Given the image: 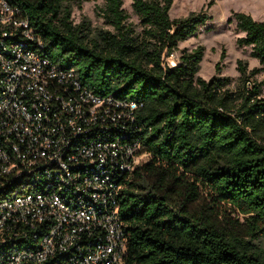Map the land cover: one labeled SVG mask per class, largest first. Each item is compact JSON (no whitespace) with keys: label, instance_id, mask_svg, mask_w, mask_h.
I'll return each mask as SVG.
<instances>
[{"label":"trees","instance_id":"obj_1","mask_svg":"<svg viewBox=\"0 0 264 264\" xmlns=\"http://www.w3.org/2000/svg\"><path fill=\"white\" fill-rule=\"evenodd\" d=\"M43 41L41 54L100 96L139 104L141 154L119 204L128 234L124 264H264V97L255 69L237 62L239 86L198 77L204 48L165 57L211 20H172L173 0H132L143 30L127 24L123 0L99 11L111 30L74 24L72 7L98 0H14ZM238 47L264 66V20L234 13Z\"/></svg>","mask_w":264,"mask_h":264},{"label":"built area","instance_id":"obj_2","mask_svg":"<svg viewBox=\"0 0 264 264\" xmlns=\"http://www.w3.org/2000/svg\"><path fill=\"white\" fill-rule=\"evenodd\" d=\"M42 48L19 4L0 0V264H124L140 105L95 94Z\"/></svg>","mask_w":264,"mask_h":264},{"label":"rangeland","instance_id":"obj_3","mask_svg":"<svg viewBox=\"0 0 264 264\" xmlns=\"http://www.w3.org/2000/svg\"><path fill=\"white\" fill-rule=\"evenodd\" d=\"M104 0L84 3L80 8L72 7L71 20L74 24H79L83 20L87 21L92 30H111L110 26L105 25L99 11L104 7ZM132 0H123V8L128 15L127 24L131 25L137 33H141L143 28L140 25L138 16L132 9ZM206 11L211 20L202 26L198 32L179 43L178 50L166 56L165 60L169 65L179 62L184 51H192L198 47L204 48L203 60L198 77L210 80L217 75L231 77L233 79L232 88L239 86V72L237 62L242 60L248 66V74L257 69V75L251 78V86L260 84L264 81V66L250 56L249 47H238L237 40L244 35L237 32L236 22L233 19L234 13H245L251 15L257 21L264 20V0H173L170 10L172 20L188 17L191 13ZM261 97H264V86H262ZM148 160L144 156L141 162ZM255 245L264 251V235H262Z\"/></svg>","mask_w":264,"mask_h":264}]
</instances>
